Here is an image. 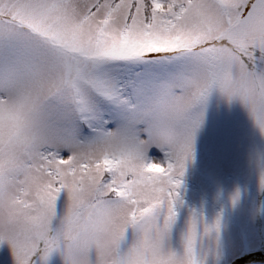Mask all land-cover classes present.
Segmentation results:
<instances>
[{
	"label": "snow or ice",
	"instance_id": "1",
	"mask_svg": "<svg viewBox=\"0 0 264 264\" xmlns=\"http://www.w3.org/2000/svg\"><path fill=\"white\" fill-rule=\"evenodd\" d=\"M213 89L264 133V0H0V244L14 264L218 255L219 216L189 209L174 235Z\"/></svg>",
	"mask_w": 264,
	"mask_h": 264
},
{
	"label": "rangeland",
	"instance_id": "2",
	"mask_svg": "<svg viewBox=\"0 0 264 264\" xmlns=\"http://www.w3.org/2000/svg\"><path fill=\"white\" fill-rule=\"evenodd\" d=\"M199 110V109H197ZM203 122L194 142V160L184 176L195 183V191L182 183L183 204L179 208L174 235L184 226L189 199L202 209L207 222L221 220L219 254L207 264H244L264 260V190L259 187L258 154L264 155V133L255 125L247 108L238 100L228 101L213 89L203 105ZM150 155L162 157L152 148ZM239 191L233 204L231 197ZM255 210L252 219L250 212ZM241 256L244 260L239 259ZM0 264H14L10 246L0 244ZM52 264H61L59 257Z\"/></svg>",
	"mask_w": 264,
	"mask_h": 264
},
{
	"label": "trees",
	"instance_id": "3",
	"mask_svg": "<svg viewBox=\"0 0 264 264\" xmlns=\"http://www.w3.org/2000/svg\"><path fill=\"white\" fill-rule=\"evenodd\" d=\"M182 183L185 184V185H187V186H190L191 189H193V190H195V191L198 190L200 193L202 192V190L199 189L198 186H197L195 183H193L192 181H190V180H188V179H184V178H182ZM186 203H187V205H188L189 207H191L192 209H196L197 211H202V209L199 207V205H198V204L196 205V203H194L193 201L187 199V200H186Z\"/></svg>",
	"mask_w": 264,
	"mask_h": 264
},
{
	"label": "clouds",
	"instance_id": "4",
	"mask_svg": "<svg viewBox=\"0 0 264 264\" xmlns=\"http://www.w3.org/2000/svg\"><path fill=\"white\" fill-rule=\"evenodd\" d=\"M250 217H251L252 219H255V217H256V212H255V210H253V211L250 212Z\"/></svg>",
	"mask_w": 264,
	"mask_h": 264
}]
</instances>
